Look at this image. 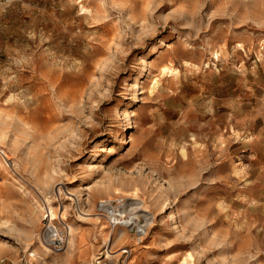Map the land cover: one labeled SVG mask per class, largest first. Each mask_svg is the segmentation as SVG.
<instances>
[{
    "label": "rangeland",
    "instance_id": "rangeland-1",
    "mask_svg": "<svg viewBox=\"0 0 264 264\" xmlns=\"http://www.w3.org/2000/svg\"><path fill=\"white\" fill-rule=\"evenodd\" d=\"M0 264H264V0H0Z\"/></svg>",
    "mask_w": 264,
    "mask_h": 264
},
{
    "label": "built area",
    "instance_id": "built-area-1",
    "mask_svg": "<svg viewBox=\"0 0 264 264\" xmlns=\"http://www.w3.org/2000/svg\"><path fill=\"white\" fill-rule=\"evenodd\" d=\"M104 205V204H102ZM101 205V206H102ZM66 233L60 228H54L53 225H50L46 233L44 234V242L47 245L55 250H60L65 244Z\"/></svg>",
    "mask_w": 264,
    "mask_h": 264
},
{
    "label": "bare ground",
    "instance_id": "bare-ground-1",
    "mask_svg": "<svg viewBox=\"0 0 264 264\" xmlns=\"http://www.w3.org/2000/svg\"><path fill=\"white\" fill-rule=\"evenodd\" d=\"M134 218H135L134 220H130V221L128 220L127 223H131V224L140 226L142 229H143L144 225H149L150 224L148 216H145V215L137 216V215H135ZM108 241L109 240L107 239V242Z\"/></svg>",
    "mask_w": 264,
    "mask_h": 264
}]
</instances>
